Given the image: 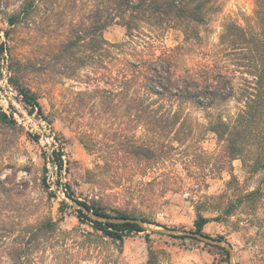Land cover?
<instances>
[{
  "label": "rangeland",
  "instance_id": "1",
  "mask_svg": "<svg viewBox=\"0 0 264 264\" xmlns=\"http://www.w3.org/2000/svg\"><path fill=\"white\" fill-rule=\"evenodd\" d=\"M99 1L0 0V45L6 49L0 56V108L15 121L12 129L0 125V226L16 223L18 229L43 217L62 220L35 264H146L149 247L159 253L157 264H264V171L252 173L240 160L229 161L205 129V114L193 107L188 111L194 136L185 145L174 143L171 155L156 165L130 157L133 141L146 142L148 134L135 129L116 96L128 56L111 49L100 67L70 63L67 57L57 62L72 29ZM217 2L221 8L209 25L206 47L186 52L180 69L195 67L204 51H217L225 22H252L255 0ZM12 15L18 21L10 26ZM156 32L158 52L182 40L178 31ZM104 37L120 44L126 31L113 25ZM12 63L21 66L20 83L36 94L43 115L31 112L9 84ZM240 107L232 99L219 110L230 116ZM67 189L80 202L157 225L126 237L120 249L79 222L82 207L65 196ZM197 207L212 218L204 234L221 246L173 237L192 236ZM215 246L230 249L228 260Z\"/></svg>",
  "mask_w": 264,
  "mask_h": 264
},
{
  "label": "trees",
  "instance_id": "2",
  "mask_svg": "<svg viewBox=\"0 0 264 264\" xmlns=\"http://www.w3.org/2000/svg\"><path fill=\"white\" fill-rule=\"evenodd\" d=\"M220 8L217 0H100L84 16L83 23L72 29V39L62 46L57 62L67 57L70 63L100 67L105 66L111 49L128 56L121 63L116 96L123 101L124 110L131 113L135 129L143 127L148 134L146 142L133 141L127 152L130 157L156 165L171 155L174 143L185 145L194 136L188 111L193 107L205 114V129L215 135L229 161L240 160L252 173L264 171V0H255L252 22L246 26L233 20L224 23L217 51H204L195 67L180 69L185 55L206 47V33ZM17 21L18 15L8 20L10 26ZM113 25L125 29L124 42L111 44L105 39L104 33ZM157 30L178 31L182 40L158 52ZM5 50L2 43L1 57ZM20 67L18 63L9 65V84L18 90L31 112L43 115L36 94L20 83ZM232 99L241 107L237 114L225 116L219 109ZM0 125L10 129L15 126L1 108ZM55 157L60 171L62 154ZM65 196L82 207L77 210L79 222L90 224L120 249L126 237L146 232L135 222L138 219L127 213L110 214L96 204L80 202L68 189ZM90 214L107 220H97ZM61 221L43 217L35 223L20 224L18 229L16 223L1 225L0 264H35L36 254L60 231ZM140 221L152 223L146 218ZM211 221L197 207L191 231L194 235L173 237L210 239L203 230ZM145 240L150 242L148 234ZM215 247L228 260L229 251ZM158 254L149 247L146 264H157Z\"/></svg>",
  "mask_w": 264,
  "mask_h": 264
},
{
  "label": "water",
  "instance_id": "3",
  "mask_svg": "<svg viewBox=\"0 0 264 264\" xmlns=\"http://www.w3.org/2000/svg\"><path fill=\"white\" fill-rule=\"evenodd\" d=\"M82 209V208H81ZM93 218H95V219H97V220H101V221H106L107 219H101V218H99L98 216H96V215H93V214H90ZM110 221H112V222H118L117 220H110ZM135 222H138L145 230H146V225H149V223H145V222H142V221H140V220H137V221H135ZM165 232L168 234H175V233H177V232H174V231H172V230H165ZM190 235H194V234H190ZM195 236H197V235H195ZM197 238H199V239H202V240H204V241H206V242H209V243H212V244H218L219 246H221L220 245V243H218L217 241H215V240H211V239H207V238H204V237H200V236H197ZM228 249V248H227ZM228 251H229V253H230V249H228ZM231 255V254H230Z\"/></svg>",
  "mask_w": 264,
  "mask_h": 264
},
{
  "label": "built area",
  "instance_id": "4",
  "mask_svg": "<svg viewBox=\"0 0 264 264\" xmlns=\"http://www.w3.org/2000/svg\"><path fill=\"white\" fill-rule=\"evenodd\" d=\"M64 194V193H63Z\"/></svg>",
  "mask_w": 264,
  "mask_h": 264
}]
</instances>
